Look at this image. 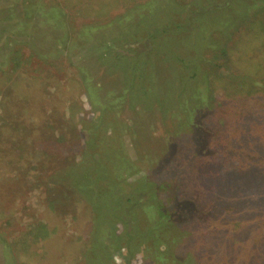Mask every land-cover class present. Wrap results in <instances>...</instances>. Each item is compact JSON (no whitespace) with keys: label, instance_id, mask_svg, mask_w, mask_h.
Returning a JSON list of instances; mask_svg holds the SVG:
<instances>
[{"label":"rangeland","instance_id":"obj_1","mask_svg":"<svg viewBox=\"0 0 264 264\" xmlns=\"http://www.w3.org/2000/svg\"><path fill=\"white\" fill-rule=\"evenodd\" d=\"M263 29L264 0H0V264H264Z\"/></svg>","mask_w":264,"mask_h":264},{"label":"trees","instance_id":"obj_2","mask_svg":"<svg viewBox=\"0 0 264 264\" xmlns=\"http://www.w3.org/2000/svg\"><path fill=\"white\" fill-rule=\"evenodd\" d=\"M254 41L255 42L258 41L260 43V46L264 48V29L260 32L259 40H254ZM255 42H251L250 44L249 42H246L243 44L241 43L242 45L240 44V46L241 48H243V50H245V48L253 46ZM241 57L242 56L236 57V60H238V62L241 65L240 69H242L243 72H246V74H249V71L251 70L250 68H253V64L249 62L248 60H246L247 61L246 64L248 67L245 66L246 68H243L242 64H244L243 60L245 59L242 57L243 60L241 62ZM223 83L227 86L225 88L226 90L225 96H227L226 93L229 88L233 90L232 93L236 91V95L234 96L228 95V97H230L232 100L231 103H228L224 100L225 110L227 111V113L229 112V115L231 117L230 127L228 128L227 137L230 139H234V137L237 136V130L239 129V134H241L243 137H246L247 139L246 142L241 143L242 150L250 154H253L254 152H257L256 150H258V147L260 145L259 139L256 136L260 133L261 127L256 122L260 120L258 116V111L260 109L259 96L260 94H262L263 90L256 89L253 86L249 85L248 83H238L235 80L231 82L223 81ZM255 95L258 97L257 100H255ZM237 105L241 106V108H239ZM250 117L252 119L251 121L249 120L250 121L249 126L248 125L244 127L239 126V123L241 121H244L245 119H250ZM242 118H245V119H242ZM263 120H264V117H263ZM226 154L227 153L223 152L221 155L222 156L221 159H226ZM247 164L248 163H246V165ZM247 168L249 169V166H247ZM206 169H207V166L205 165L201 166L199 170L200 177L205 176ZM245 176H248V175H244V177ZM244 177H243V180L241 179V182L239 181L240 183L239 188L243 190L241 194L242 200L247 201V199H251L249 197V194L253 191L254 184L256 185L258 189V193H260V196L263 197L264 188L263 189L258 188L259 181H257V183L256 182L253 183V181L251 182L249 181L250 178L248 177L244 178ZM234 187L235 186L232 187V190L234 189Z\"/></svg>","mask_w":264,"mask_h":264}]
</instances>
